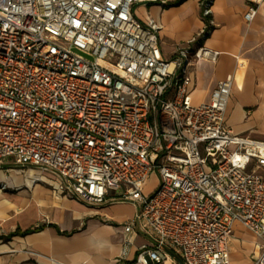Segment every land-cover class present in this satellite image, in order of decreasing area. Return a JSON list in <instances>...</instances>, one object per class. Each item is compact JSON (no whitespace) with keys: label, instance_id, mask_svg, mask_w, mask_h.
Instances as JSON below:
<instances>
[{"label":"built area","instance_id":"2783aa9c","mask_svg":"<svg viewBox=\"0 0 264 264\" xmlns=\"http://www.w3.org/2000/svg\"><path fill=\"white\" fill-rule=\"evenodd\" d=\"M175 1L0 0V171L37 168L60 196L100 207L114 194L139 207L122 261L138 224L151 243L136 264H231L241 224L264 264V140L226 122L233 76L193 102V62L220 56L193 47L214 0L201 1L206 28L164 58L161 27L138 7ZM248 2L251 23L264 0Z\"/></svg>","mask_w":264,"mask_h":264},{"label":"crops","instance_id":"0c3cea01","mask_svg":"<svg viewBox=\"0 0 264 264\" xmlns=\"http://www.w3.org/2000/svg\"><path fill=\"white\" fill-rule=\"evenodd\" d=\"M201 1L176 0L165 9L159 5L138 7L142 19L149 16L161 27L159 38L164 58L172 59L177 47L189 46V41L206 28ZM249 5L248 0L213 1V29L201 44L193 47L203 46L218 51L220 56L216 63L193 62L189 74L194 104L208 102L218 83L228 76L234 77L232 95L240 91L264 101V2L251 23L244 18ZM227 112V124L240 134L229 123ZM9 167L10 179L22 180L16 188L28 186L29 181L35 187L31 197H23L28 195L27 191L0 200V211L18 206L15 215L0 213V222L7 228V234L0 236V264H136L139 250L150 245V238L136 224L128 258L121 260L125 226L138 213L136 205L118 201L111 194L104 205L88 206L55 194L48 185L50 176L37 168ZM0 175L5 178L3 171ZM36 179L40 180L35 182ZM146 186L147 182L145 194L151 195L155 188L146 193ZM5 201L10 204H4ZM38 227L41 229L31 234L11 237L17 231L24 233ZM259 243L252 232L236 224L229 246L231 264H255L254 259L261 253ZM175 263L179 264L178 258L166 264Z\"/></svg>","mask_w":264,"mask_h":264},{"label":"rangeland","instance_id":"374dc122","mask_svg":"<svg viewBox=\"0 0 264 264\" xmlns=\"http://www.w3.org/2000/svg\"><path fill=\"white\" fill-rule=\"evenodd\" d=\"M228 111L227 118L229 123L236 128L238 133L244 135L247 134L250 137L264 140V101L261 98L251 96L250 93L236 91L231 96ZM261 174L264 176V172H261ZM158 177L159 175L156 171L150 175L145 188L146 193L150 190H153L154 188L156 189L159 184ZM18 179H16L17 181H14L13 179H10V174H8L5 175L4 181V178L0 175V200L5 199L8 197V195L17 196L27 191H29L27 192L28 195L24 194L25 196L23 197H31V190H29L27 187H23L21 189L16 188V185H20L22 183V180ZM17 208L18 206L14 205L7 206L1 209L2 211H0V213H6L12 216L15 215ZM6 234V224L0 222V236L3 235L4 237ZM3 237L0 238L2 239ZM238 241L240 243L242 242L241 240Z\"/></svg>","mask_w":264,"mask_h":264},{"label":"trees","instance_id":"16d2710c","mask_svg":"<svg viewBox=\"0 0 264 264\" xmlns=\"http://www.w3.org/2000/svg\"><path fill=\"white\" fill-rule=\"evenodd\" d=\"M213 29V27L211 26L210 28H209V30L205 33V36L207 37L208 36V32L209 31H211ZM203 42V39H201L200 41H199V43L201 44ZM41 229V227H38V228H34V229H32V230H27V231H25L24 233H20V231H17L15 234H13L11 237H14V236H18V235H20V234H23V235H27V234H31V233H33V232H36V231H38V230H40Z\"/></svg>","mask_w":264,"mask_h":264},{"label":"bare ground","instance_id":"6f19581e","mask_svg":"<svg viewBox=\"0 0 264 264\" xmlns=\"http://www.w3.org/2000/svg\"><path fill=\"white\" fill-rule=\"evenodd\" d=\"M31 175H33V173H31ZM4 181H5V178H4ZM26 187H27L29 190H32V189H34L35 185H34V183L32 184L31 181H29V182H28V186H26ZM0 193H1V191H0ZM4 204L9 205L10 202H9V201H5Z\"/></svg>","mask_w":264,"mask_h":264},{"label":"water","instance_id":"95a60500","mask_svg":"<svg viewBox=\"0 0 264 264\" xmlns=\"http://www.w3.org/2000/svg\"><path fill=\"white\" fill-rule=\"evenodd\" d=\"M179 264H184L181 260H179Z\"/></svg>","mask_w":264,"mask_h":264}]
</instances>
